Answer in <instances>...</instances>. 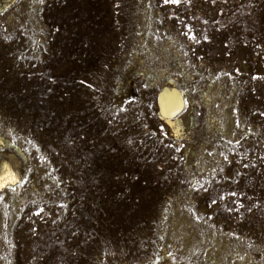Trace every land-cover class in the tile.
<instances>
[{"label": "rangeland", "instance_id": "rangeland-1", "mask_svg": "<svg viewBox=\"0 0 264 264\" xmlns=\"http://www.w3.org/2000/svg\"><path fill=\"white\" fill-rule=\"evenodd\" d=\"M1 4L0 264H264V0Z\"/></svg>", "mask_w": 264, "mask_h": 264}, {"label": "bare ground", "instance_id": "bare-ground-1", "mask_svg": "<svg viewBox=\"0 0 264 264\" xmlns=\"http://www.w3.org/2000/svg\"><path fill=\"white\" fill-rule=\"evenodd\" d=\"M4 5H0V12L3 11ZM5 10V9H4ZM159 104L161 112L159 118L170 126L175 135H179L180 122L179 120L170 119L171 114L177 113L183 107L184 101L181 94L175 89H165L162 94L159 95ZM0 165H7V174L4 175L2 182L6 183L7 186L0 188V195L13 190L20 183V167L21 162L17 155L7 154L4 158L0 159ZM15 179V183L9 181Z\"/></svg>", "mask_w": 264, "mask_h": 264}, {"label": "snow or ice", "instance_id": "snow-or-ice-1", "mask_svg": "<svg viewBox=\"0 0 264 264\" xmlns=\"http://www.w3.org/2000/svg\"><path fill=\"white\" fill-rule=\"evenodd\" d=\"M172 2L177 3V2H179V0H172ZM193 38H194V37H193ZM205 39H207V37H205ZM7 171H8V169H7V165H0V188H3V187H6V186H7L6 183L2 182L3 179H4V175L7 174ZM9 182H10V183H15L16 181H15V179L13 178V179L10 180Z\"/></svg>", "mask_w": 264, "mask_h": 264}]
</instances>
